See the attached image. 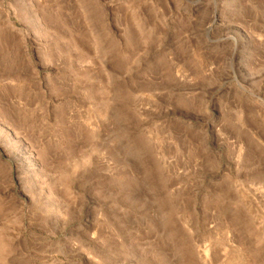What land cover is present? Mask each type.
Segmentation results:
<instances>
[{
    "label": "rangeland",
    "instance_id": "1",
    "mask_svg": "<svg viewBox=\"0 0 264 264\" xmlns=\"http://www.w3.org/2000/svg\"><path fill=\"white\" fill-rule=\"evenodd\" d=\"M0 264H264V0H0Z\"/></svg>",
    "mask_w": 264,
    "mask_h": 264
}]
</instances>
